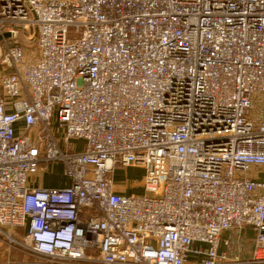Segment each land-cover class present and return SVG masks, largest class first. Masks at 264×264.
Instances as JSON below:
<instances>
[{"label": "built area", "instance_id": "1", "mask_svg": "<svg viewBox=\"0 0 264 264\" xmlns=\"http://www.w3.org/2000/svg\"><path fill=\"white\" fill-rule=\"evenodd\" d=\"M0 35V237L36 258L4 264H264V0H0Z\"/></svg>", "mask_w": 264, "mask_h": 264}, {"label": "crops", "instance_id": "2", "mask_svg": "<svg viewBox=\"0 0 264 264\" xmlns=\"http://www.w3.org/2000/svg\"><path fill=\"white\" fill-rule=\"evenodd\" d=\"M21 34V33H20ZM36 45V44H35ZM5 53L4 43L2 36L0 35V93L2 92L1 78L6 72V68L2 65L3 55ZM120 167H117L112 174V182L114 184L115 190L123 194H138L144 192V177L141 179L138 185L131 186V183L117 176V171ZM145 170L144 167L140 165H133L128 167V172L131 174V170ZM40 174L43 172H39ZM249 176L256 179H264V167H253L249 172ZM69 182V181H68ZM67 182V184H68ZM135 183V182H133ZM48 187H57L56 185H48ZM25 229L23 227H18L15 229L16 234H23ZM224 238L229 240V244L224 246L223 249L226 250L230 257H244L249 256L255 243L256 230L249 225L243 227L240 230L227 231L224 233ZM12 262H33L36 260L35 257L27 255L16 249L12 250L10 254L6 241L0 237V264H4L8 261Z\"/></svg>", "mask_w": 264, "mask_h": 264}, {"label": "rangeland", "instance_id": "3", "mask_svg": "<svg viewBox=\"0 0 264 264\" xmlns=\"http://www.w3.org/2000/svg\"><path fill=\"white\" fill-rule=\"evenodd\" d=\"M20 37L21 45L28 50L30 53V58L33 59L36 56V29L33 26H29L25 29H22ZM78 33L74 26L69 28V37H77ZM4 66V69L6 66ZM80 148V146H78ZM117 171V176L131 183V186L138 185L141 179L145 176V170H131V174L128 172V167H120ZM34 185H42L48 187V185L64 186L67 184L68 179L64 176L62 172L61 164H51L48 171L43 173H37L33 176ZM135 182V183H133ZM141 194V193H138Z\"/></svg>", "mask_w": 264, "mask_h": 264}, {"label": "trees", "instance_id": "4", "mask_svg": "<svg viewBox=\"0 0 264 264\" xmlns=\"http://www.w3.org/2000/svg\"><path fill=\"white\" fill-rule=\"evenodd\" d=\"M35 40H36V35H35Z\"/></svg>", "mask_w": 264, "mask_h": 264}, {"label": "water", "instance_id": "5", "mask_svg": "<svg viewBox=\"0 0 264 264\" xmlns=\"http://www.w3.org/2000/svg\"><path fill=\"white\" fill-rule=\"evenodd\" d=\"M9 33H6V35H8Z\"/></svg>", "mask_w": 264, "mask_h": 264}]
</instances>
